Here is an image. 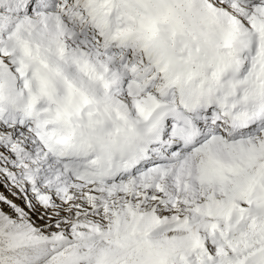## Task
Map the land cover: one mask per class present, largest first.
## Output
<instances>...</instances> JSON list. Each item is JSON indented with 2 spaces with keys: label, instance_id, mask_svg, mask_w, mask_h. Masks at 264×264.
Segmentation results:
<instances>
[{
  "label": "snow or ice",
  "instance_id": "6c2138e0",
  "mask_svg": "<svg viewBox=\"0 0 264 264\" xmlns=\"http://www.w3.org/2000/svg\"><path fill=\"white\" fill-rule=\"evenodd\" d=\"M0 264H264V0H0Z\"/></svg>",
  "mask_w": 264,
  "mask_h": 264
}]
</instances>
